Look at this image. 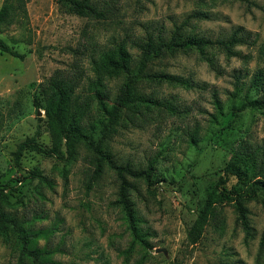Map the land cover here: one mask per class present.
Segmentation results:
<instances>
[{"label": "rangeland", "instance_id": "rangeland-1", "mask_svg": "<svg viewBox=\"0 0 264 264\" xmlns=\"http://www.w3.org/2000/svg\"><path fill=\"white\" fill-rule=\"evenodd\" d=\"M98 1L109 3L104 19L64 12L56 0H23L24 12L11 24H0V38L24 54L17 58L0 51V183H8L3 189L5 210L21 219L30 233H39L31 244L60 264H264L260 191L245 202L247 230L233 205L223 201L215 205L216 215L197 243L189 244L185 237L234 151L240 146L256 150L264 169V108L235 112L228 99L236 77L246 85L256 70L264 73V0ZM193 12L206 13L207 18L191 17ZM176 26L185 34L212 40L227 38L242 27L249 40L234 46L237 56L208 48L216 70L192 50L148 63L147 71L180 75L193 86L139 79L138 93L170 101L173 112L123 108L117 122L103 129L107 120L97 96L110 106L125 79L102 63L103 54L114 56L123 46L135 67L140 56L136 43L148 35L167 39ZM55 72L78 76L74 98L84 108L81 124L103 141L115 163L133 169L152 163L150 185L125 175L147 244L132 241L116 203L115 172L105 165L93 179V154L83 145L69 162L29 149L14 160L13 151L26 138L50 145L44 110L34 99L40 96V84ZM213 94L222 105L215 119ZM32 169L45 180L27 177ZM235 183L236 177H226L228 187ZM11 241L0 239V264H29Z\"/></svg>", "mask_w": 264, "mask_h": 264}, {"label": "trees", "instance_id": "trees-1", "mask_svg": "<svg viewBox=\"0 0 264 264\" xmlns=\"http://www.w3.org/2000/svg\"><path fill=\"white\" fill-rule=\"evenodd\" d=\"M59 7L64 12L83 16L91 19H104L107 17L109 5L102 4L98 0H56ZM249 3L248 0H238ZM106 4V5H105ZM109 4V3H108ZM24 12L23 0H3L0 6V24H11L13 20ZM191 17L207 18L203 12H193ZM249 33L242 27H236L231 34L224 39H210L192 34H185L180 26H176L167 39L161 36L153 37L148 35L145 39L136 43L140 56L135 67H131L129 55L123 46H119L112 53H104L102 63L112 72H121L125 79L115 95L110 106L97 96V106L107 123L103 124V129L111 128L117 122L123 108L132 109L143 108L150 110L158 108L172 113L174 105L170 101H160L150 95L137 92L136 82L139 79H146L155 82H166L174 86L191 88L193 82L189 78L180 75L170 74L162 71H147L148 63L161 58L164 54H174L176 52L194 51L199 58L206 62L208 67L216 70V63L208 52V48L216 47L227 57L237 56L234 46L248 43ZM0 51L8 53L17 58H23L24 54L11 48L0 38ZM78 85V76L61 75L59 72L53 73L47 80L40 84L39 98L34 99V104L41 107L45 113V124L50 137V145H40L34 137L26 138L20 142L13 151L14 160L18 161L24 149L32 150L40 155L53 157L58 161L69 162L75 159L78 147L83 145L93 154L94 170L92 177L96 179L103 172L104 166L112 169L119 179L118 198L116 203L120 206L128 228L132 235V241L147 244L145 235L139 232L138 220L132 207V202L128 197L127 190L131 184L126 180L125 175L133 178L145 180L147 185L151 184L150 176L153 165L150 162L144 169H133L129 165L117 164L110 153L103 149V141L96 139L87 132L82 124L81 117L84 108L74 98V92ZM228 99L231 102L232 110L237 112L249 109L264 108V73L256 70L244 85L235 78L233 89L229 93ZM213 107L215 113L212 118L222 114L220 99L213 94ZM102 130V129H101ZM246 147L240 146L234 151L228 162L222 167L224 172L212 190L207 194L202 206L197 211L196 217L186 230V241L189 244L197 243L206 225L215 217V205L223 201L230 202L236 213L237 220L244 230L248 229L246 217L247 208L245 202L255 198L260 191L264 202V169L259 163L258 152H250ZM232 175L237 178L238 183L228 187L226 177ZM27 177L45 180L37 169H32ZM7 184L0 183V239L5 242L11 241L19 248L21 257L28 259L29 264H60L47 256V253L34 247L31 241L39 233H30L23 222L16 215L9 214L4 205L7 202V195L3 192ZM260 247L264 249V227L260 235ZM170 264H180L172 261Z\"/></svg>", "mask_w": 264, "mask_h": 264}]
</instances>
